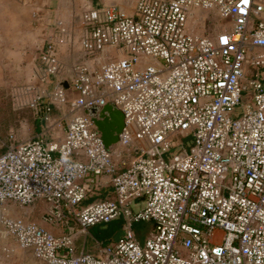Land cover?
Listing matches in <instances>:
<instances>
[{"label": "built area", "instance_id": "obj_1", "mask_svg": "<svg viewBox=\"0 0 264 264\" xmlns=\"http://www.w3.org/2000/svg\"><path fill=\"white\" fill-rule=\"evenodd\" d=\"M197 10L227 27L192 30L207 19ZM72 37L54 22L36 80L22 87L30 105L45 110L41 119L63 110L62 136L50 140L43 126L24 140L12 133L0 152L7 232L49 264H264V0H137L131 12L115 3L89 7L84 58L66 87L56 79L63 68L57 46ZM108 102L125 114L111 146L85 111ZM120 144L132 148L123 152ZM39 201L62 231L10 213V204ZM113 220L122 221L115 241L98 253L78 249L76 225ZM136 221L152 224L143 240Z\"/></svg>", "mask_w": 264, "mask_h": 264}, {"label": "rangeland", "instance_id": "obj_2", "mask_svg": "<svg viewBox=\"0 0 264 264\" xmlns=\"http://www.w3.org/2000/svg\"><path fill=\"white\" fill-rule=\"evenodd\" d=\"M3 1L9 5H12V3L15 2V0ZM197 11L202 17L204 15L207 19L195 21L192 26V30L196 32L214 33L227 27L222 23V20H218L213 13L200 10ZM1 24L2 23H0V32H3V26H1ZM35 26L37 27V24H35ZM72 33L73 43L79 47L81 35L80 23L78 24L77 28H73ZM43 36L45 35L43 32H39L38 28L36 37L33 38L32 35L30 40H27V38L26 41H23L21 38L20 42L18 40L13 42L10 40V38H7L6 40L2 38L3 40H0V151H2L6 147V144L10 142V134L12 133L17 140H24L37 135L43 126V129L47 128L45 131H47L48 138L50 140L59 139L63 134V110L54 108L49 114L48 121L43 120V124L41 125V116L45 114V110H36V108L32 107L30 105L32 95L22 91V87L25 84L29 83L31 80H36L35 68L39 63L40 52L38 43L42 42ZM63 64L64 66L61 72H59L56 76V79H63L67 81L69 83L68 87H70L71 81L74 77L72 64L66 60H64ZM66 95L67 97L71 96L70 88L66 89ZM246 101L247 97L245 96L244 102ZM236 111V113L241 114L240 107L237 108ZM68 115L70 114L68 113ZM37 120H39L40 129H36ZM186 144L189 143L186 142ZM131 148L132 147L124 148L123 145L120 144L118 150L128 152V149L131 150ZM15 205L17 207H13V213H30L32 218L38 221L40 224H42V220H47L45 203L42 201L31 205ZM47 221L50 224V230L54 232H59L64 229V227L59 223L51 222L49 220ZM114 221L116 220L90 226L88 230H84L86 235L83 233V241L85 240L88 246L95 245L96 247L107 245L115 241L121 235L122 228L116 226ZM79 228L80 226L76 225V229ZM99 230H105L106 234L103 239L98 240V238L93 235V232L98 235ZM89 251H92V253H98V251L94 250ZM46 264L49 263L46 262Z\"/></svg>", "mask_w": 264, "mask_h": 264}, {"label": "crops", "instance_id": "obj_3", "mask_svg": "<svg viewBox=\"0 0 264 264\" xmlns=\"http://www.w3.org/2000/svg\"><path fill=\"white\" fill-rule=\"evenodd\" d=\"M136 1L137 0H15L12 5H9L3 0H0V23H2L1 26H3V32H0V40H6L7 38H10L13 42L16 40L20 42L21 38L23 41H26V38L30 40L32 35L33 38L36 37L38 28L39 32H43V34L46 35L48 30L51 29L52 24L57 21H61L70 28L72 32L73 28H77L80 23L82 33V14L89 7L115 3L127 12H131ZM35 24H37V27ZM44 38L45 36H43L42 39ZM40 47L41 43L39 42L38 48ZM57 52L62 62H64V60L71 62L72 71L73 65L84 58L81 41L79 47L73 43V40L72 42L59 44L57 46ZM102 177L107 179V176ZM13 207L17 206L15 204L9 205L10 213L16 215V212L13 213ZM41 223V225L50 229V224L47 220H42ZM83 233H85L83 228L80 227L76 229L75 243L78 249L99 252L101 246H88L87 242L85 240L83 241ZM98 242L103 243L101 241ZM0 264H46V262L37 257L32 248L21 246L17 240L7 232L0 219Z\"/></svg>", "mask_w": 264, "mask_h": 264}, {"label": "water", "instance_id": "obj_4", "mask_svg": "<svg viewBox=\"0 0 264 264\" xmlns=\"http://www.w3.org/2000/svg\"><path fill=\"white\" fill-rule=\"evenodd\" d=\"M69 86L67 81L64 82ZM92 115L106 146H111L120 140V133L125 126V114L114 102H108L102 107L91 106L85 110Z\"/></svg>", "mask_w": 264, "mask_h": 264}, {"label": "trees", "instance_id": "obj_5", "mask_svg": "<svg viewBox=\"0 0 264 264\" xmlns=\"http://www.w3.org/2000/svg\"><path fill=\"white\" fill-rule=\"evenodd\" d=\"M40 121H41V125H42L43 124V119H41ZM36 129H40L39 120H37ZM109 189L110 188H102L101 189L102 190V194L106 195V193L108 192ZM88 201H89V199H86L84 201V203H87ZM114 222L116 223V226L121 227V223H122L121 220H116ZM151 225H152L151 223H148V222H145V221H136L134 223V228H135V230L137 232V235H138L140 240L144 239V235L149 231V229L151 228ZM105 234H106L105 230L104 231L99 230L98 235L93 232V235L95 237H97L98 239H103Z\"/></svg>", "mask_w": 264, "mask_h": 264}]
</instances>
